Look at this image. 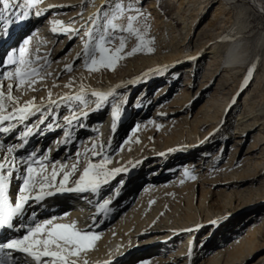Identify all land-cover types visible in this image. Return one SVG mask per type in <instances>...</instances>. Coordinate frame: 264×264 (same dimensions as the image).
<instances>
[{
    "label": "bare ground",
    "instance_id": "bare-ground-1",
    "mask_svg": "<svg viewBox=\"0 0 264 264\" xmlns=\"http://www.w3.org/2000/svg\"><path fill=\"white\" fill-rule=\"evenodd\" d=\"M84 1L48 0L39 6L44 10V15L37 18L35 9L30 10L28 19L12 25L8 37H0V53L8 50L5 44L15 43L20 39L21 33H24L23 37H31L30 52L36 55L39 49V57H46L48 61L46 67L51 76H46L43 83L36 85L39 91L28 92L21 97V103L32 97L38 103L42 98L46 100L49 90L54 99L62 95L79 94V90L72 89L70 92L64 87L70 77L63 69L73 60V66L76 61H80L76 70L78 85L73 88H79L84 83H95L94 76L87 75L83 71L82 60L77 59V55L82 54V40L79 38L75 44L76 38L70 40L65 35L51 31V22L58 20L80 29L82 35L90 20L89 16L94 11L90 5L81 14ZM12 2L15 9L16 2ZM119 3L124 5L126 11L129 7L145 10L152 19V29L157 35V52L162 55L161 60H165L161 66L164 74L154 83H161L157 87L155 103L151 102L156 109L151 120L161 127L157 131L153 125L147 124L150 96L144 97L152 84L144 80L145 76L139 79L140 82L135 84L133 81L129 85L126 80L121 79L120 86H114L115 80L108 78L109 84L101 92L112 91L117 103L120 95L139 90L135 105L143 106L140 111L136 112L135 108L130 116H123L118 127L122 128L124 124L125 128L126 124L134 121L135 126L140 125L138 130L144 131L142 135L138 130L135 134L127 132L128 129L124 130L120 140L129 139L130 143L121 147V141V153H113L120 142L118 139L110 149L106 147L113 161L109 167L123 166L132 155H139L137 160L145 159L143 156L151 145L153 152L149 156V162L152 161L150 166L156 168L154 172L141 173L131 183L126 181L127 178H121L122 185L115 180L111 182L112 187H122L119 189V198L114 197L113 201L114 206L119 207L125 203L126 208L120 213L124 216L120 219L117 217L96 231L100 238L95 243L94 250L82 255V264L84 260H87V264H107L109 261L111 264H140L143 260L149 261V264H253L260 253L264 254V117L257 115L258 106L253 102L258 94L264 92L261 89L264 69H258V65L264 60V37L254 42L246 40L244 36L250 31L249 12L264 16V0H119ZM159 3L167 4L173 9L170 20L161 19ZM210 7L211 11L207 12ZM209 14L210 17L204 22ZM117 23L126 26L123 19ZM178 24L183 27L179 29ZM30 27L34 29V36ZM194 28L195 42L191 39ZM120 37L131 43L127 33L114 34L112 39L119 41ZM147 64L151 65L152 62ZM43 65L44 60L41 59L39 66ZM250 67L255 70L244 87V74ZM182 75L184 81L179 85ZM4 83L6 85L7 82ZM138 83L142 84L137 85ZM195 86L196 90L193 89ZM171 91H178L172 101L168 98ZM14 95L19 96V93L14 92ZM240 95H243V99L238 108ZM85 99L94 107L90 95L85 94ZM77 103L72 104L76 110L79 109V106L76 107ZM165 104L169 106L166 108ZM106 108L105 105L102 111L96 112L97 115L89 117V120L93 119L90 128H74V142L67 147L61 146L59 151L53 150L51 159L63 160L67 154L72 157L67 161L71 164L77 149L73 153H68V150L71 151L81 140L79 151L82 153V170L85 149L90 148L92 143L107 146L108 138H115V134L120 132H111V113L107 114ZM234 108L239 110L234 120L235 134H232L226 128ZM63 109L67 108L60 109L61 120L63 115L69 114L68 110ZM173 117L175 118L171 119ZM98 126L102 127L97 130ZM204 127L207 130L199 134L200 128ZM129 129L131 130L130 127ZM51 136L54 143L62 137V132ZM218 137L223 142L218 152H213L214 142ZM137 139L140 143L135 142ZM0 141L6 145L3 135H0ZM224 144L225 147L231 146L227 159L222 154ZM128 149L130 152H137L126 153ZM0 153H3L2 149ZM2 156L0 154V158ZM98 159L95 158L93 162ZM132 162L129 161V164ZM180 166L182 176L175 178L171 170ZM185 168L191 174L195 172L196 182L200 180L197 193L196 183L189 184L191 180L183 176ZM216 170L224 175L227 186L214 198L213 186L218 184L215 181L205 182V177ZM118 177L120 176L116 179ZM133 183L136 184L129 195ZM108 186L102 189H108L105 195L112 191H109L111 187ZM140 195H143L142 199H138ZM67 198V202L71 203L78 196L68 193ZM62 199L58 196L47 203H58L56 207L63 208L61 213H65L71 208ZM86 218L84 211L76 210L68 214L63 222ZM213 221H216L215 225ZM201 225L210 226L198 230ZM225 229L228 230L223 232ZM190 248L192 254L189 258Z\"/></svg>",
    "mask_w": 264,
    "mask_h": 264
},
{
    "label": "snow or ice",
    "instance_id": "snow-or-ice-1",
    "mask_svg": "<svg viewBox=\"0 0 264 264\" xmlns=\"http://www.w3.org/2000/svg\"><path fill=\"white\" fill-rule=\"evenodd\" d=\"M15 2L14 9L12 0H0L2 5L0 37H8L12 25L28 19L30 10L35 9L37 18L44 15V10L39 7L42 0H15ZM125 11L124 5L117 3L113 8L109 2L104 6L102 13L98 12L96 16L90 18L82 35L80 29L65 25L58 20L51 22L53 25L51 31L54 34L65 35L70 40L80 37L82 54H78L77 59L82 60V68L88 74L100 72L102 69L111 71L126 57L144 51L148 53L153 51L150 47L152 41L145 39L140 30L133 27V21L140 20L144 13L138 7L135 9L129 7L127 11H134L136 14L128 15L127 25L122 26L117 21L124 17ZM117 33L135 36L136 45L130 51L126 50L123 37L119 38L118 45L114 44L112 37ZM34 35L35 32L32 33V36ZM30 40L31 37H21L19 46L9 50L6 53L7 58L0 61L6 68L11 67V70H5L0 77V135H3L5 139L11 137L17 141V143L6 145L0 141V149L3 150V156L0 158V231L17 233L12 236L5 234L0 238V253L4 254L3 258H0V264H16L13 254H22L28 258L26 264H82V255L94 250L95 243L100 238V234L94 229L109 215L110 205L113 198L119 196V190L110 192L102 197V202L96 203V214L100 218L93 217V223L85 230L79 229L75 221L63 222L67 213L39 219L35 206L44 208L48 198L64 193L91 194L93 197H101L102 189L110 185L121 173L127 171L122 167H109L113 161L106 147L111 148V140L107 146L92 143L90 148L85 149L82 170L80 168L82 153L78 148L74 153V162L71 164L67 161L72 157H68L67 154L63 160L51 159L53 150L59 151L61 146L67 147L74 142L73 129L88 127L85 121L90 112L102 111L109 97H112L114 93L91 91L90 96L94 98L93 107L85 99L87 90L81 84L79 94L62 95L54 99L49 90L46 100L42 98L38 103L36 98L32 97L21 103V97L28 92L39 91L36 85L43 83L46 76H51V73L47 72V58L39 57V49L36 55L30 52ZM41 59L44 60L43 66H39ZM254 70L253 67L248 69L244 87L251 80ZM63 71L72 73L73 65L67 64ZM157 71L161 75L164 74L163 69H157ZM75 83V79L70 78L64 87L71 92ZM14 92H18L19 96L14 95ZM73 102H78V110L72 107ZM62 107L67 108L70 114L63 115L61 120L59 113ZM120 120L121 108L114 105L111 107L113 134L117 132ZM147 124L153 125L157 131L161 127L152 120H148ZM139 127V124L132 127L131 133L135 134ZM57 131L62 132V137L56 139L53 146L47 150L41 151L36 148L26 155H15L18 150L24 149L29 144L31 137L37 134L44 136L46 133ZM135 142L140 143L138 139ZM129 143V139H124L121 147ZM95 158L99 159L93 162ZM183 176L190 180L196 179V176L190 174L187 168ZM14 180L19 183L13 193L10 189L13 187ZM118 183L122 185L123 180L121 179ZM88 202L93 203L91 200ZM212 223L215 225L216 221ZM191 254L190 248L189 258ZM83 264H87V260H84ZM107 264H111V261ZM140 264H149V261L143 260ZM253 264H264V254L256 257Z\"/></svg>",
    "mask_w": 264,
    "mask_h": 264
},
{
    "label": "rangeland",
    "instance_id": "rangeland-1",
    "mask_svg": "<svg viewBox=\"0 0 264 264\" xmlns=\"http://www.w3.org/2000/svg\"><path fill=\"white\" fill-rule=\"evenodd\" d=\"M47 1L48 0H42V3L39 6H41L43 3L47 2ZM109 2L112 4V6H115V3H119V0H99V1L98 0H85L84 1V5H83V9H82V11L80 13L81 14H84L85 11H86V9H88V7H90V5H92L94 11L90 14L89 18H91V16L94 17V15L98 14L97 11H99V13H102V10H103L104 6L106 4H108ZM95 9H96V11H95ZM33 10L34 9H32V11ZM209 10L211 11V7L208 9L207 12H209ZM141 11L144 13V15H143V17L140 20L133 21V27L136 28V29H138V30H140L141 34L144 35L145 39L152 41V44L150 45V47H152V49H153L152 53H148V52L144 51V52H141V53L134 54L131 57H126L125 59L119 61L118 64H117V66L113 70H111V71H109L107 69H102L100 72L92 73V74H88L86 72L87 75L94 76L95 83H90V84L84 83L83 86L87 90L85 94L90 95L91 91H100L101 92L103 89L107 88V86L109 84L108 83V78L109 79L111 78V79L115 80V82L113 83L114 86H118V85L120 86V84L122 85V80L121 79L126 80L127 85H129L133 81L135 82V84L137 83V81L140 82L139 79L140 78H143V76H145L144 77V80L147 81L150 85L152 84L151 85L152 87L150 89H148V91H146V94H145V97H144V99H145L146 96H148V95L150 96V104L147 106V111H148V116L150 115L148 117V120H151L152 117H153V114L155 113V110H156L155 108H153L154 105H151V102L152 103L153 102L155 103L154 98H155V95L158 93L157 87H158L159 84H161V83H156V84H154V83L157 80L159 81L160 80V77L163 76V75H161L157 71V69H161L162 68L161 67V66H163V63L162 62L165 61V60L162 61L161 60L162 55H159L158 52H157V49H158L157 44H156L157 35H156L155 31L152 29V19H150V16L147 13H145V10H141ZM159 11H160L159 12L160 13L159 15L162 16L161 17L162 20H166L167 21V20H170L172 18L171 17V14H172L173 9L169 8V6H167V4L164 5V3H159ZM252 12L251 11L249 12V19H248V23L250 25V28H249L250 31H249V33L247 32V34H245L244 37H245L246 40H251V41H254L255 42L260 37H264V16H259L255 12H253V13ZM130 14H136V13L134 11L133 12H127V11H125L124 17L122 18L123 20H125L126 25H127V16L130 15ZM210 15L211 14H209L208 16L206 15V18H205L204 22L207 21V18H209ZM178 27H179V29H181L183 27V25H179L178 24ZM192 34L193 35H192L191 39H192L193 42H195V40H196V28H194V30L192 31ZM23 35H24V33H21V35H20L19 38H21ZM128 35L131 38V43H128L127 41H125V45H126V50L130 51L131 48L136 45L137 40H136V37L135 36H132L130 34H128ZM74 38H76L75 39L76 40L75 41V44H76L79 41V38L80 37H74ZM74 38H73V40H74ZM116 40L113 39V43L118 45L119 41H116ZM205 60L203 61L204 63H206ZM150 62H152L151 65L150 64H147V63H150ZM71 64L74 65L75 64V60H73L71 62ZM79 64H80V61L79 60L76 61V65L73 66L74 71L72 73L67 74L68 77H70L71 79H75V81H76V79L78 77V75H77L78 71H76V70H77ZM258 66H259L258 67L259 71H260V69H264V60ZM200 68H201V66H200ZM127 69H128V71H127ZM245 75H247V71L244 74V77H245ZM178 79H179V77H178ZM145 81H143V82H145ZM183 81H184V77L182 75V77H180V82L178 84L179 85H182ZM139 84H142V83H138L137 85H139ZM76 85H78V84L75 83L74 86H76ZM92 85H93V87H92ZM196 86L193 89L196 90L197 89ZM72 89H73V91H76V90H80V87L79 88H72ZM261 89L264 90V83H263V86H262ZM176 90H177V87H176ZM244 91H245V89H244ZM262 93L263 94H258L256 96V98L254 99V101H253L258 106V108H257V111H258L257 115H259L260 118H263L264 117V96H263L264 95V92H262ZM138 94H139V90L136 91L135 93H133L132 91L129 94H128V92L127 93H124V96H121L120 95V98H118L117 103H115L116 98L113 95L112 99H110L108 101L109 104L106 103V107H107L106 108V112H107V114H110L111 113V107L114 106V105L115 106H119L121 108V119H122L123 116L125 117V115L128 116V114L130 116L132 110L133 109L135 110V108L137 109V107L140 110V108L143 107V106L140 105V104H136L135 105V103H136L135 101L137 99L136 97L138 96ZM175 94H178V91L176 93H174L173 91H171V93H170V95L168 97L170 101H172L174 99ZM240 96L241 97H240V100L238 101V106H237L238 108H239V105H240V103L242 101L241 99H243V95H240ZM90 99L94 101V98H92L91 96H90ZM78 106L79 105L77 103V106L76 107H78ZM133 106H134V108H133ZM167 106H169V105L168 104H165V107L166 108H167ZM238 108H234L233 109L232 115L230 117L229 125L226 128L232 134H235V130H234L235 123H234V120H235V115L237 114V112L239 110ZM66 110L67 109H63V111H66ZM97 114L98 113H96V112H90V114H89V116H88L87 119H89L90 116L97 115ZM174 118L175 117H173L171 119H174ZM85 123H86V121H85ZM87 124H88V127H86V128H90V126H92V124H93V119H92V121L90 119L87 122ZM123 125H122V128L120 127V130H119L120 132H117L115 134V136H114L115 138H113V137L111 138L112 139L111 146L115 144V142L117 141L116 139H118V140L122 139L120 137H121V133L124 130H127L128 129L127 132L130 133L131 131H130L129 127L132 128V127L135 126L134 125V121L133 122L130 121V123L126 124L125 128H123L124 127ZM200 130L198 131L199 134L205 132L207 130V128L206 127L200 128ZM138 131H139V133H141L143 135V133H144L143 130H140L139 129ZM117 135H118V137H117ZM230 136H231V134H230ZM121 141L122 140H120V142L117 144L116 151H114L113 153H121L122 152L121 151V148H120ZM222 142H223V140L220 137H218V138L215 139V142H214L215 144L213 146V152H218L219 147H220V145H221ZM80 144H81V140L76 143L75 147L72 148V150L70 151V153H73V151L76 150L77 148L79 149L80 148ZM152 146H154V145H152ZM148 147L150 149L147 150L146 151L147 153L143 156L145 158L143 160H145V161H143L142 159L137 160L138 157H139V155H137V157L136 156H133V155H132V157L129 156V159L127 161H125L124 165L123 166H120L122 168H126L127 171L121 173L119 175L120 177H118L117 179H115L116 182L119 181V179L121 180V178L122 179L127 178L126 181H129L131 183V182H134L133 179L135 177H137V176H140L141 173H143V172H146L147 173V172H154L155 171V168L156 167L150 166V164H151L150 162H152V161L149 162V160H150L149 159V156H151V153L153 152L152 151L153 150L152 149L153 147H151V145H149ZM224 147H225V144H224ZM230 148H231V146L228 145L227 147L223 148L224 150H222V154L224 155V158H226V159L228 158L229 153H231ZM130 151L131 150L128 149L125 152L126 153H136L137 152V151H135V152H130ZM142 153H144V152L142 151ZM212 154L213 153H211V155ZM129 161L130 162L133 161V162L131 164H129ZM181 168H182V166H180L178 168L177 167L176 168H173L171 170V172H172V174H174L175 178H178L179 175L182 176V173H181L182 169ZM192 175H195L196 176L195 172L192 173ZM205 179H206V181H205ZM205 179H204L205 182H208L209 183L211 181H215L218 184L216 186L215 185L213 186V190H212L213 192H212V194H213V197L214 198L216 196L218 197V195L221 194V192L224 189V187L227 186V184L225 183V182H227V180L225 179L224 175L220 171H218V170H216L214 172H211L207 177H205ZM199 181L200 180H198L197 182H196V180H191L189 182V184L196 183V188H195V192L196 193L198 191L197 188L199 187L198 186ZM229 181L231 182V180H229ZM233 182H235V180H233ZM236 183L238 184V182H236ZM134 184H136V183H133L130 186L129 193H128L129 195L133 191V185ZM110 187L111 188L109 189V191H111L113 188H115L117 186L112 187V185H111ZM121 188L122 187H119V186L117 187L118 190L121 189ZM144 188H145V186L143 187L142 190H144ZM107 190L106 191H103V192L106 193ZM113 191H115V189L112 190V192ZM139 193L140 192L138 191V194ZM119 196L118 197H115V198L118 199ZM142 197H143V195H140V196H138V199H142ZM123 215L124 214L120 215L119 216V219L122 218ZM209 226L210 225H208V226H205V225L202 226L201 225L198 228V230H203L204 228H209ZM227 230L228 229H225L223 232H226ZM261 254H263V252L260 253L259 255H261ZM144 259H145V257H144Z\"/></svg>",
    "mask_w": 264,
    "mask_h": 264
}]
</instances>
